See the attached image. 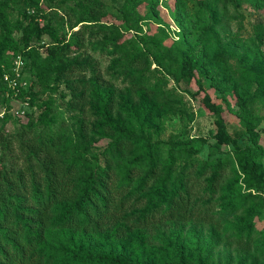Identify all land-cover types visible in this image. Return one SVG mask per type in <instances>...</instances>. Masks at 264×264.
<instances>
[{"label": "trees", "instance_id": "trees-1", "mask_svg": "<svg viewBox=\"0 0 264 264\" xmlns=\"http://www.w3.org/2000/svg\"><path fill=\"white\" fill-rule=\"evenodd\" d=\"M210 1L194 0L209 20ZM155 5L156 0H124L118 10L125 31L141 6L153 12ZM106 12L105 0H0V104L7 111L12 98H27L38 111L24 112L13 132L1 128L7 112L0 124V264H136L123 253L92 251L79 239L108 231L129 242L140 230L169 222L221 228L253 198L234 193L226 182L236 164L246 189H264V149L236 144L221 106L196 79V72L209 70L201 47L212 25H202L193 44L181 34L176 43L182 46L170 57L178 79H195L213 113L215 135L201 142L217 150L233 144L229 156L202 159L191 141L154 138L120 119L117 82L137 103L147 99L164 110L176 109V95L165 88L164 77L151 81L148 54H131V39L103 20ZM17 55L26 86L14 94L3 75ZM107 58L110 65L101 68L99 60ZM60 84L69 95L61 102L76 116V139L56 114L53 94ZM254 231L246 223L233 243L251 250Z\"/></svg>", "mask_w": 264, "mask_h": 264}, {"label": "rangeland", "instance_id": "rangeland-1", "mask_svg": "<svg viewBox=\"0 0 264 264\" xmlns=\"http://www.w3.org/2000/svg\"><path fill=\"white\" fill-rule=\"evenodd\" d=\"M124 0H105L107 12L104 21L117 24L120 34L130 40L131 54L146 51L151 60V81L156 77L166 79V87L174 92L175 110H164L157 104L144 100L137 103L125 84L117 82L121 89L117 114L131 129L143 130L154 138L191 141L195 153L202 159H213L232 154V143H222L220 149L210 147L200 139L215 135L213 113L202 100L195 79H178L179 71L170 60L174 48L182 45L176 41L183 34L185 41L193 44L200 27L212 26L201 50L211 61L208 73L196 79L219 104L227 122V130L235 137L240 148L264 149V0H211L209 8L212 19L196 9L194 0H156L153 12L141 6L139 14L132 19V28L125 31L118 10ZM64 29H67L65 26ZM161 29H165L164 35ZM161 39V45L155 40ZM214 54L217 57H214ZM218 57L225 64L218 62ZM159 60V64L155 62ZM99 65H110V58L100 59ZM251 66V68H250ZM116 86V90L119 88ZM120 91V90H119ZM56 114L71 128L73 139L78 137L76 116L70 113L61 99L69 95L63 85L53 94ZM25 99H11L7 121L1 128L15 131L24 112L38 113L35 106ZM4 105L0 104V109ZM23 111V113H22ZM116 113V112H115ZM101 144L102 141L96 142ZM230 152V153H229ZM264 165V157L262 159ZM232 171V168H231ZM234 193L252 194L243 208L224 221L221 228L196 223H164L152 230H140L129 242L116 239L110 232L87 235L79 239L83 247L95 252L118 255L123 253L136 264H161L182 261L186 264H264V189L248 190L243 175L235 166L228 174ZM253 223L255 239L251 250H243L233 243L238 229Z\"/></svg>", "mask_w": 264, "mask_h": 264}, {"label": "built area", "instance_id": "built-area-1", "mask_svg": "<svg viewBox=\"0 0 264 264\" xmlns=\"http://www.w3.org/2000/svg\"><path fill=\"white\" fill-rule=\"evenodd\" d=\"M23 66H24L23 59L19 55H17L13 59V64L10 68V71L5 72L3 75V80L6 82L8 87H10L14 91V94H16L19 91L20 88L19 85L26 86V82L22 79ZM5 113H6L5 108L0 109V124L5 116Z\"/></svg>", "mask_w": 264, "mask_h": 264}]
</instances>
